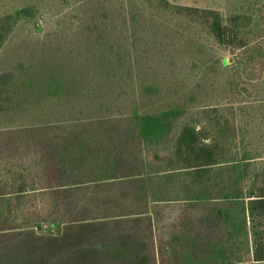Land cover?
I'll return each mask as SVG.
<instances>
[{"label": "trees", "instance_id": "1", "mask_svg": "<svg viewBox=\"0 0 264 264\" xmlns=\"http://www.w3.org/2000/svg\"><path fill=\"white\" fill-rule=\"evenodd\" d=\"M141 1L200 24L243 80L263 79L264 1L229 17ZM30 13L0 16V50ZM247 107L199 106L160 139L130 114L58 143L0 142V264H234L248 253L264 264V164L239 120Z\"/></svg>", "mask_w": 264, "mask_h": 264}, {"label": "rangeland", "instance_id": "2", "mask_svg": "<svg viewBox=\"0 0 264 264\" xmlns=\"http://www.w3.org/2000/svg\"><path fill=\"white\" fill-rule=\"evenodd\" d=\"M169 1L229 17L264 0ZM24 6L30 15L0 50V142L58 143L90 120L130 114L142 136L160 139L187 111L234 103L248 106L239 120L264 164V77L243 80L200 24L141 0H0V16ZM234 264H253L251 254Z\"/></svg>", "mask_w": 264, "mask_h": 264}, {"label": "water", "instance_id": "3", "mask_svg": "<svg viewBox=\"0 0 264 264\" xmlns=\"http://www.w3.org/2000/svg\"><path fill=\"white\" fill-rule=\"evenodd\" d=\"M40 227H41V225H40V224H38V225H37V228H40Z\"/></svg>", "mask_w": 264, "mask_h": 264}]
</instances>
